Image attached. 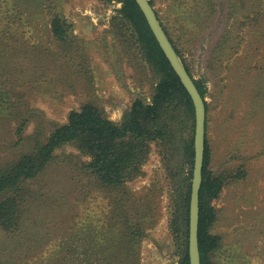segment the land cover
Segmentation results:
<instances>
[{
    "label": "rangeland",
    "instance_id": "1",
    "mask_svg": "<svg viewBox=\"0 0 264 264\" xmlns=\"http://www.w3.org/2000/svg\"><path fill=\"white\" fill-rule=\"evenodd\" d=\"M150 1L182 64L205 86L208 170L245 172L215 200L212 232L221 240L211 261L264 264V0H212L204 11L215 12L205 22L188 0ZM121 4L0 0V165L27 149L30 136L46 138L85 103L118 123L135 99L150 102L158 76L111 29ZM259 5L263 16L256 22ZM57 13L73 27L63 42L51 31ZM178 112L164 117L171 140L150 143L139 173L120 189L87 173L88 157L74 145L57 148L49 166L22 184L28 192L20 229L0 228V264H78L79 251L106 247L115 209L120 219L136 216L143 223L137 264H177L185 247L182 207L178 231L171 222L192 180L185 142L194 137V124L191 129ZM21 119L26 141L15 145Z\"/></svg>",
    "mask_w": 264,
    "mask_h": 264
},
{
    "label": "trees",
    "instance_id": "2",
    "mask_svg": "<svg viewBox=\"0 0 264 264\" xmlns=\"http://www.w3.org/2000/svg\"><path fill=\"white\" fill-rule=\"evenodd\" d=\"M118 1L122 3L121 7L118 9V15L113 17L111 21V29L116 36L115 38L122 45L125 43L130 46L131 44L138 49L158 76L150 102L146 103L142 99H135L118 123L110 119L97 105L85 103L77 110L70 111L66 121L57 124L46 138L30 136L27 149H21L16 159L0 165V228L2 230L16 233L20 229L21 212H23L22 203L26 199L25 194L28 192L22 187V184L26 180L37 177L49 166L55 159L57 148L74 145L88 157V161L82 165L87 173L108 187L120 189L126 181L133 178L134 174L139 173V167L147 157L150 143L156 142L158 145L171 140V129L164 118L169 111L173 118L175 116L172 112L179 110L177 118L182 112L183 122L185 119L189 120L191 129H193L194 107L190 95L158 45L143 13L135 0ZM150 3L152 5L151 1ZM188 4H190L188 9L195 15L198 14L204 22L207 20L206 18H211L215 12L214 9H209V13L204 11L207 9V5H213L212 0H188ZM262 8L263 6L259 5L257 11L253 13L255 15L252 17L253 21H260L263 16ZM157 17L159 18L158 14ZM161 25L176 53H179L180 48L170 37L168 27L162 21ZM72 28V24L59 13L51 18L52 35L58 41L68 40L69 36L72 35ZM225 36L229 38L228 35ZM186 69L192 76L188 67ZM259 69H261V73H264V68ZM194 82L204 99L206 90L204 84L201 80L194 79ZM261 82L264 84V80ZM261 90L255 91L254 94L260 96ZM261 97L263 96L261 95ZM204 103L207 111L205 100ZM25 125L26 120L21 119L16 127L18 139L15 145L26 141L22 134ZM185 144L186 153L192 163L194 160L193 137L187 140ZM23 146L21 145V147ZM207 165L208 145L205 132L202 183L199 193L198 238L201 264H213L210 255L220 246L221 237L212 232V227L217 218L215 200L227 183L242 178L245 173L241 169L236 172L231 171L229 174L226 171L213 173L211 169L208 170ZM190 191L191 182L189 181L183 204L174 205V219L171 225L176 231H178V221L181 222L180 207H182L184 215L185 247L177 264H189ZM114 203L115 201H113ZM119 216L120 213L115 209L114 220L109 223L110 233L104 235V238L108 239L106 247L103 250L87 251L85 249L79 251L78 264H137V247L145 234L143 223L137 220L136 216L126 215L123 219H120ZM119 224L120 229H118Z\"/></svg>",
    "mask_w": 264,
    "mask_h": 264
},
{
    "label": "water",
    "instance_id": "3",
    "mask_svg": "<svg viewBox=\"0 0 264 264\" xmlns=\"http://www.w3.org/2000/svg\"><path fill=\"white\" fill-rule=\"evenodd\" d=\"M152 31L158 45L162 49L181 83L190 95L194 107V160L189 201L188 255L189 264H201L199 250V193L202 183V166L205 150L206 108L193 77L179 59L170 39L161 25L156 11L149 0H135Z\"/></svg>",
    "mask_w": 264,
    "mask_h": 264
}]
</instances>
